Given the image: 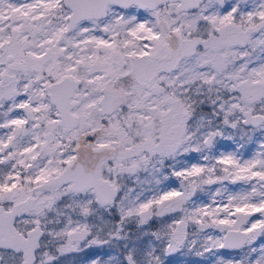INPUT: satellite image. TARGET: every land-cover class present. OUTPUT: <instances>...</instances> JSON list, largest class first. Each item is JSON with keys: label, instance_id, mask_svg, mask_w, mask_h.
I'll return each instance as SVG.
<instances>
[{"label": "snow or ice", "instance_id": "1", "mask_svg": "<svg viewBox=\"0 0 264 264\" xmlns=\"http://www.w3.org/2000/svg\"><path fill=\"white\" fill-rule=\"evenodd\" d=\"M0 264H264V0H0Z\"/></svg>", "mask_w": 264, "mask_h": 264}]
</instances>
